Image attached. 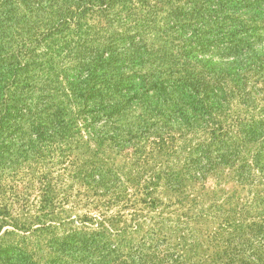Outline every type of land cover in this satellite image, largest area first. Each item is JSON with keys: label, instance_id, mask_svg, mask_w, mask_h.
<instances>
[{"label": "trees", "instance_id": "16d2710c", "mask_svg": "<svg viewBox=\"0 0 264 264\" xmlns=\"http://www.w3.org/2000/svg\"><path fill=\"white\" fill-rule=\"evenodd\" d=\"M0 264H264V0H0Z\"/></svg>", "mask_w": 264, "mask_h": 264}, {"label": "rangeland", "instance_id": "374dc122", "mask_svg": "<svg viewBox=\"0 0 264 264\" xmlns=\"http://www.w3.org/2000/svg\"><path fill=\"white\" fill-rule=\"evenodd\" d=\"M171 217H172V216H171ZM150 227H152V226H151V223L146 222V223L143 225L142 229L145 231V230H148Z\"/></svg>", "mask_w": 264, "mask_h": 264}]
</instances>
